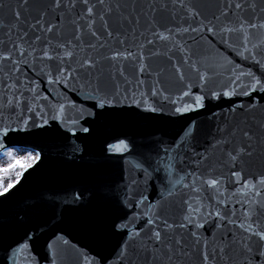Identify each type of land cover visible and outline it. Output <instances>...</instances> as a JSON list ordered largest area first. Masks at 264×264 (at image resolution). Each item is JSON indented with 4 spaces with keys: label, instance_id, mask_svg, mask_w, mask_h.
<instances>
[{
    "label": "snow or ice",
    "instance_id": "6c2138e0",
    "mask_svg": "<svg viewBox=\"0 0 264 264\" xmlns=\"http://www.w3.org/2000/svg\"><path fill=\"white\" fill-rule=\"evenodd\" d=\"M0 162V264H264V0H0Z\"/></svg>",
    "mask_w": 264,
    "mask_h": 264
},
{
    "label": "water",
    "instance_id": "95a60500",
    "mask_svg": "<svg viewBox=\"0 0 264 264\" xmlns=\"http://www.w3.org/2000/svg\"><path fill=\"white\" fill-rule=\"evenodd\" d=\"M199 2L209 4L212 3L213 0H199ZM222 106L226 107L227 104ZM213 111H219V109L216 107V102L208 105L205 110H201L199 113H189L188 115L191 119H195L201 128H206L209 124L208 118ZM183 123V120L172 118L171 121L164 125L166 137L172 138L176 136L180 132ZM100 124L102 125L103 131L111 130L110 126L107 125L106 122L101 121ZM87 147L90 153L95 152L99 148L98 140L89 141ZM61 160L62 158L59 155L51 151H47L46 159L36 166V170L29 178V182L27 183L26 188L20 194V198H33L37 193L46 191L51 186L49 181L52 176L64 175L68 170V166L62 164ZM92 211V206H89L88 209H75L72 206H67L66 210L64 211L63 223H58L55 220H49L45 225L43 220H41L38 226H36L35 231L37 235L41 237L42 242L44 239L50 238L51 232L62 230L65 238L69 240L70 244L74 243L77 245V247L83 248L85 251H95V245L85 233V231L80 227L81 222ZM37 250L41 255L44 254V249L40 248L39 245H37ZM41 264H44L43 260L41 261ZM64 264H75L74 257L69 256V258L65 260Z\"/></svg>",
    "mask_w": 264,
    "mask_h": 264
},
{
    "label": "rangeland",
    "instance_id": "374dc122",
    "mask_svg": "<svg viewBox=\"0 0 264 264\" xmlns=\"http://www.w3.org/2000/svg\"><path fill=\"white\" fill-rule=\"evenodd\" d=\"M6 166L5 163L0 162V167ZM10 178H14V174L8 175V176H4V182L6 183L8 179Z\"/></svg>",
    "mask_w": 264,
    "mask_h": 264
},
{
    "label": "bare ground",
    "instance_id": "6f19581e",
    "mask_svg": "<svg viewBox=\"0 0 264 264\" xmlns=\"http://www.w3.org/2000/svg\"><path fill=\"white\" fill-rule=\"evenodd\" d=\"M3 163H5V164H6V162H3Z\"/></svg>",
    "mask_w": 264,
    "mask_h": 264
}]
</instances>
